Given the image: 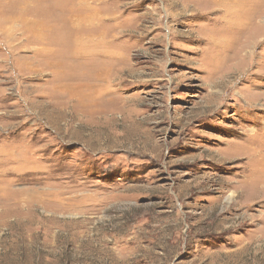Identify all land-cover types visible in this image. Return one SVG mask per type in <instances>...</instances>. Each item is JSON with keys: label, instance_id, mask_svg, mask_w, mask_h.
<instances>
[{"label": "rangeland", "instance_id": "rangeland-1", "mask_svg": "<svg viewBox=\"0 0 264 264\" xmlns=\"http://www.w3.org/2000/svg\"><path fill=\"white\" fill-rule=\"evenodd\" d=\"M210 1L0 0V264H264V0Z\"/></svg>", "mask_w": 264, "mask_h": 264}, {"label": "bare ground", "instance_id": "bare-ground-1", "mask_svg": "<svg viewBox=\"0 0 264 264\" xmlns=\"http://www.w3.org/2000/svg\"><path fill=\"white\" fill-rule=\"evenodd\" d=\"M210 2H212V3H215V5L216 6H218V4H221L222 5V7L225 9L226 8V10L227 9H231V6L233 7V6H238V7H236L235 8V10L232 8V10H234V11H236V9L237 8H239V7H241V4H240V2H238V1H233V0H211ZM243 5H244V3H243ZM221 8V7H220ZM220 10V9H219ZM225 12V11H224ZM227 12V11H226ZM256 172H257V170H256ZM258 174V173H257ZM252 175L253 174H250V176L252 177ZM255 176H257V175H255ZM256 181V180H255ZM255 181H253L252 180V182H255ZM260 181V180H259ZM258 183V182H257ZM264 183V182H263ZM249 185V184H248ZM260 185V184H259ZM247 186V185H246ZM247 188V187H246ZM239 193V192H238ZM236 194V191L235 192H232V193H229L227 196H226V200H231V198H233V196ZM236 198V197H235ZM235 203V202H234ZM264 227V226H263ZM256 234V233H255ZM248 243V242H247Z\"/></svg>", "mask_w": 264, "mask_h": 264}, {"label": "crops", "instance_id": "crops-1", "mask_svg": "<svg viewBox=\"0 0 264 264\" xmlns=\"http://www.w3.org/2000/svg\"><path fill=\"white\" fill-rule=\"evenodd\" d=\"M98 10V9H97ZM93 11V14H92V16H85V18L83 19V20H85L86 22L88 21V22H91L92 20H93V17L96 15V14H98L99 12H100V9H99V11ZM101 16V15H100ZM101 18L102 19H104V18H106V17H102L101 16ZM107 19V18H106ZM105 20V19H104ZM103 20V21H104ZM98 25H99V23H98ZM104 31H105V28H101V23H100V30L98 29L96 32H95V36L96 37H93L94 39H99V38H102V36H104Z\"/></svg>", "mask_w": 264, "mask_h": 264}]
</instances>
